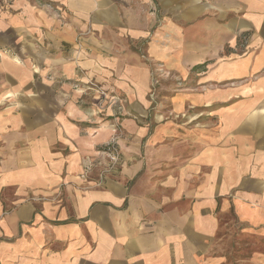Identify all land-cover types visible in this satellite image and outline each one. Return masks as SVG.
Returning a JSON list of instances; mask_svg holds the SVG:
<instances>
[{
  "label": "crops",
  "instance_id": "1",
  "mask_svg": "<svg viewBox=\"0 0 264 264\" xmlns=\"http://www.w3.org/2000/svg\"><path fill=\"white\" fill-rule=\"evenodd\" d=\"M222 218L264 227V0H0V264H215Z\"/></svg>",
  "mask_w": 264,
  "mask_h": 264
},
{
  "label": "rangeland",
  "instance_id": "2",
  "mask_svg": "<svg viewBox=\"0 0 264 264\" xmlns=\"http://www.w3.org/2000/svg\"><path fill=\"white\" fill-rule=\"evenodd\" d=\"M11 1L5 0L7 3ZM176 82L180 84L177 75H170L168 72H163L162 70L152 73L149 96L158 99L160 96L171 94L174 91L173 85ZM80 83L82 82L79 80L72 82L73 88L80 87ZM84 83L85 88H87L86 90H89L88 92H94L92 94V96L94 95L93 100L95 101L94 107H96L97 113L102 115L100 117L104 120H108V117L112 118V125L118 135V141L119 137L121 139L124 135V130L119 120L120 117L127 115L126 100L122 94L114 90L110 92L96 80H87ZM153 102L154 104L151 109L153 112H157L163 108L161 105H158V101ZM106 111L110 113L107 114ZM107 141L103 142L98 149L102 150ZM117 147L119 152L118 163H120L122 153L118 142ZM107 161L108 158L103 152L99 159L90 161L84 158L81 162L82 171L80 175L82 177H100L101 170L106 167ZM87 162L91 163L92 167L91 170L84 174L83 168ZM91 171L94 172L92 176L90 174L92 173ZM213 255L216 259L215 264H264V227L247 226L230 218H222L220 230L215 235Z\"/></svg>",
  "mask_w": 264,
  "mask_h": 264
},
{
  "label": "built area",
  "instance_id": "3",
  "mask_svg": "<svg viewBox=\"0 0 264 264\" xmlns=\"http://www.w3.org/2000/svg\"><path fill=\"white\" fill-rule=\"evenodd\" d=\"M115 132V130H114ZM117 133L115 132L109 140L104 144L102 152L107 156L108 161L106 167L101 170L99 181L105 177V173L109 172L111 168L119 161V152L117 147ZM92 164L87 162L84 164L83 172L84 174L91 170Z\"/></svg>",
  "mask_w": 264,
  "mask_h": 264
}]
</instances>
